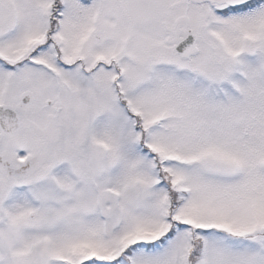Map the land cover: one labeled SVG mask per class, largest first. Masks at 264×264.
I'll use <instances>...</instances> for the list:
<instances>
[{
    "label": "snow or ice",
    "instance_id": "snow-or-ice-1",
    "mask_svg": "<svg viewBox=\"0 0 264 264\" xmlns=\"http://www.w3.org/2000/svg\"><path fill=\"white\" fill-rule=\"evenodd\" d=\"M0 264H264V0H0Z\"/></svg>",
    "mask_w": 264,
    "mask_h": 264
}]
</instances>
